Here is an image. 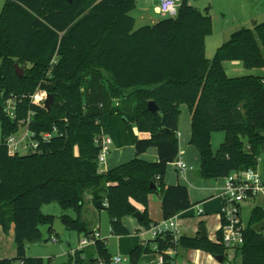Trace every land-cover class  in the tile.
Returning a JSON list of instances; mask_svg holds the SVG:
<instances>
[{
    "label": "trees",
    "instance_id": "trees-1",
    "mask_svg": "<svg viewBox=\"0 0 264 264\" xmlns=\"http://www.w3.org/2000/svg\"><path fill=\"white\" fill-rule=\"evenodd\" d=\"M135 6L136 0H5L0 13V226L8 235L14 225L16 255L0 258V264H52L27 254L30 242L42 240V225L48 226L50 238L59 239L53 229L56 216L42 211L45 203L72 209L76 217L61 216L66 229L89 238L94 231L82 220L87 195L106 203L117 236L129 234L123 220L139 210L138 204L144 207L141 225L150 227L152 193L161 197L163 219L196 205L186 185L165 182L169 164L180 154L183 104L191 114L190 143L199 152L203 178L258 167L264 153V76L231 77L224 63L238 59L247 67L264 66V21L232 33L209 59L205 38L213 27L208 11L183 0L176 16L135 28ZM16 63L25 70L21 77ZM87 81H92L89 92L107 93L118 102L109 108L98 102L85 106ZM39 88L55 97L50 112L30 101ZM12 94L23 97L17 119L4 112V101ZM150 100L157 112L149 109ZM31 110L32 130L56 127L57 135L37 152L11 154L6 140ZM216 131L225 132V141L214 150ZM97 134L110 136L117 148L134 146L135 157L101 171ZM151 147L157 148L158 160L140 158ZM153 182L158 189L151 187ZM262 221L264 205H256L244 244L234 248L241 264H264V225L259 232L253 229ZM217 238L199 232L175 240L167 232L153 241L164 264L171 259L168 252L179 247L222 255L226 262L231 249L220 241L221 228ZM93 249H76L68 263L57 264H113L106 240L96 238ZM150 252L148 244L137 245L129 264H140Z\"/></svg>",
    "mask_w": 264,
    "mask_h": 264
},
{
    "label": "rangeland",
    "instance_id": "rangeland-1",
    "mask_svg": "<svg viewBox=\"0 0 264 264\" xmlns=\"http://www.w3.org/2000/svg\"><path fill=\"white\" fill-rule=\"evenodd\" d=\"M191 1L195 3L194 0ZM4 4H5V0H0V13L4 7ZM197 5L201 7L202 11H208L212 18V27H213L212 32L208 34L205 38V53L209 59L214 58L218 48L231 37L232 33L244 27L253 28L257 23L264 21V0H206L205 3H201V4L197 3ZM155 9H156V3L153 0H136V6L131 11L132 15L136 18L135 28H139L145 24H152V21H148L146 17L144 18L140 16V14L144 10L151 12L152 16L157 18L167 17L161 13L155 12ZM224 67L226 73L231 77L242 76V75L264 76V66L247 67L244 65L242 60H238V59L226 60L224 63ZM91 82L92 81H89L88 83L87 81L84 85L85 96L83 98L84 99L83 102L85 106L86 105L92 106V104L98 102L100 104L103 103L104 108L107 107L109 108L118 102L117 98H112L107 93L98 94L96 93V91H93L92 93L89 92L88 89L91 87ZM24 131H25V127L21 126L19 133H23ZM218 132L220 131H217V133ZM1 140H2V125L0 122V141ZM224 141L225 138L221 139L219 137V134H214V137L212 134L211 143L213 147L218 146L219 148L222 145V143H224ZM116 149L117 147L113 145L109 155L113 152V150ZM182 153L184 155V159L186 158L187 154H189V156L193 158V153H191L190 151L188 152L182 150ZM194 166L192 168H188L185 171L191 174L190 176L191 178L189 179V181L193 182V181L206 180L204 178L197 179L193 176V173L195 172ZM169 168L172 169L173 166L170 165ZM259 168L264 173V153L259 158ZM180 178L182 179L181 176ZM257 202L258 204L264 203V193L259 195ZM255 204L256 203H254L251 200H247L242 204L243 206L242 218L245 226H247L250 221L251 211ZM192 209H194V213L193 215L185 218L186 219L185 221L189 223H187L186 227L183 229L186 232H188V234L193 233L190 222L192 223H196L197 221L200 222L202 218V216L196 213L197 210L195 206ZM42 211L45 214H53V215L69 213L73 217H76V213L72 209L64 210L58 202L43 204ZM153 212L154 213L156 212L159 215L160 208L153 206ZM91 213H93V211L84 210L83 207L82 220L85 223H87V226L89 228H92V226L96 224L91 219L92 216ZM84 217L88 221H86ZM101 221H102V228L100 233L101 238L104 240L108 239V242L110 241L109 244H114L115 246V249H113V251L110 252L112 257L119 255L123 258L127 257L130 260V252L122 250V247L125 248L128 245L127 235L114 236L111 232V229L108 231V227L110 226V218L107 210H101ZM204 225L208 231V234L211 235V224L209 223V221H205ZM41 228L43 231V238L41 241L30 242L28 244V255L42 256L46 260L50 259L52 264L68 263L71 258L70 254H72L73 250H76L79 247H81L80 240L83 236H85L83 233L80 234L77 230L67 229L65 232L59 233V239L55 241L49 237L50 234L46 230L48 226L42 225ZM116 236L121 238H115ZM47 237H49V239L45 241L44 238ZM14 254H16V245L14 241V236H9L7 234L0 233V257L4 255L12 256ZM170 260H172V258ZM214 260L217 262L216 264H229V263L241 264L240 255L239 253L236 252V249L228 250L226 262L219 261L217 258H214ZM18 263L19 261L15 262V264Z\"/></svg>",
    "mask_w": 264,
    "mask_h": 264
},
{
    "label": "crops",
    "instance_id": "crops-1",
    "mask_svg": "<svg viewBox=\"0 0 264 264\" xmlns=\"http://www.w3.org/2000/svg\"><path fill=\"white\" fill-rule=\"evenodd\" d=\"M190 3H193L191 0H189ZM196 6L201 8L198 4L205 3L206 0H194ZM155 12L159 13L157 9H155ZM141 17H146L148 21H152V23H155L156 21L160 20L161 18H157L152 16L151 12L144 10L141 14ZM181 116H180V124H179V146H180V152L181 155L184 159V155L182 153V150L185 151H190L193 153V158L189 156V154L186 155V158L184 159L185 161L190 163V165L193 167L194 165V170L196 171L197 168L200 167V155L198 150L190 143L191 139V134H192V122H191V114L189 111V108L186 104L181 105ZM223 131H220L214 134H219V137L221 139L225 138V133L223 135ZM140 137H148V133H139ZM214 150L218 149V146L213 147ZM135 157V147L132 145L129 146H124L117 148L116 150H113V152L108 156L107 163L106 165L103 166L104 170H109L117 165H120L124 162H127ZM158 151L156 147H151L147 152L144 154L140 155V158L147 160V161H156L158 160ZM170 165L173 166L172 169H170ZM258 170L259 172L263 175L264 173L260 170L259 165H258ZM182 177V179L180 178ZM191 174L184 172L181 173L179 172L173 163H170L167 169V173L165 175V182L166 184H177L181 183L186 185L189 188L190 196L191 199L194 203H197L194 205L197 208H202L203 212L201 214H198L202 216L200 222L196 223H191V227L193 230V233L188 234L185 230H183L186 227V224L189 222H186L185 218L188 216L193 215L194 209L191 207L188 210H185L181 213L178 214V223H179V228H180V234H185L188 236H195L200 232L201 228V223L205 221H209L211 224V235L208 234V237L213 240L217 241V232L221 228V218H220V209L222 205V198L221 194L223 191V185L225 182L224 177L220 178H204L206 180L204 181H189ZM194 176V173H193ZM203 179V178H202ZM262 194V193H261ZM260 195V194H259ZM259 195L256 198L249 199L256 203V205H261L263 204H258L257 199ZM103 204L106 205L105 202ZM153 206L159 207L160 208V214L158 215L153 212ZM253 206V207H254ZM138 209L140 211L144 210V207L140 204L137 205ZM84 210H91L93 211L91 219L93 222L96 224L92 226V229L94 232L98 230L101 233V228H102V221H101V210H106L105 208H98L95 206V201H93L91 195H87L85 199V204H84ZM148 212L149 216L152 220L153 223L161 221L163 219L162 216V211H161V197L157 193H152L149 196V207H148ZM242 213H243V206H242ZM71 215V214H70ZM56 217L62 216V214L55 215ZM85 218V217H84ZM243 219V218H242ZM86 221H88L85 218ZM124 224L129 230V234L127 235V241L128 245L124 248L122 247V250H125L127 252H131L137 245L139 244H145L149 245L152 249V252L146 253L143 255L141 264H160V259L162 258V255H160L158 252H156V243H154V239L150 237L149 234L145 232V228L141 225L140 220L135 218L134 216H126L124 218ZM106 223V222H105ZM200 224V227H199ZM47 226V225H46ZM111 229V227H108V231ZM48 232V228L46 229ZM67 229L65 228L64 232ZM0 233H4L2 230V227L0 226ZM113 234V233H112ZM9 236H14V225L12 226L10 233L8 234ZM114 235V234H113ZM210 235V236H209ZM115 236V235H114ZM84 237V236H83ZM82 237V238H83ZM115 238H121V237H115ZM110 242V241H109ZM108 239L106 240L108 250L111 252L113 249H115L114 244H109ZM83 249H86L88 253L94 252L93 249V244L88 245L86 247H82ZM79 247L78 249H82ZM204 253V254H203ZM27 254H28V249H27ZM168 254L172 258L168 262V264H216L217 262L214 260L216 258L212 254L200 250V249H186V248H181L179 247L176 250L169 251ZM16 254L12 256H1L0 258H5V257H14Z\"/></svg>",
    "mask_w": 264,
    "mask_h": 264
},
{
    "label": "built area",
    "instance_id": "built-area-1",
    "mask_svg": "<svg viewBox=\"0 0 264 264\" xmlns=\"http://www.w3.org/2000/svg\"><path fill=\"white\" fill-rule=\"evenodd\" d=\"M156 3V9L159 13L165 16H176L183 0H153ZM56 61L53 58L51 64ZM48 94L39 89L30 95V101L38 106H43ZM23 97L18 95H9L4 101V112L10 119H17L19 115L20 104ZM35 111H30L26 119L23 120L25 131L23 133H13L7 140L8 150L11 154H24L29 152H37L40 150L42 143H47L57 135V128L54 127L51 131H44L37 133L30 128L32 116ZM20 130V129H19ZM179 135V134H178ZM95 143L100 147L98 156L99 169L104 171L103 166L106 165L109 153L113 146V140L110 136L105 134H97L95 136ZM175 168L183 173L188 168H192L182 157L181 152L178 157L172 162ZM225 182L221 194L222 205L220 209L222 238L220 241L227 249H234L240 247L245 241L246 226L242 219V204L249 200L256 198L259 194L264 193V177L259 172L258 168H248L241 171H233L228 176L224 177ZM198 214L203 212L202 208H197ZM145 232L150 235L152 239L163 236L167 232L173 233L176 240L180 235V228L178 223V214L161 221L152 223ZM96 238H101L98 230L94 232L92 237H83L80 240V245L86 247L95 243ZM53 240L56 238L53 236ZM173 251V250H171ZM75 250L72 251V254ZM163 257L160 259V264H163ZM113 264H129L127 257L119 255L113 257ZM102 264V263H101Z\"/></svg>",
    "mask_w": 264,
    "mask_h": 264
},
{
    "label": "water",
    "instance_id": "water-1",
    "mask_svg": "<svg viewBox=\"0 0 264 264\" xmlns=\"http://www.w3.org/2000/svg\"><path fill=\"white\" fill-rule=\"evenodd\" d=\"M16 67V72L18 73V75L21 77L23 76V74L25 73V70L23 68L20 67V65L18 63H16L15 65ZM55 102V97L52 93H49L46 100H45V104H44V107L47 111H51L52 109V106ZM149 109L152 111V112H157L158 111V105L156 104V102L154 100H150L149 101V105H148ZM194 177L197 178V179H201L203 178V171H202V168L199 167L196 169V171L194 172ZM152 188L154 189H158V185L153 182L152 185H151ZM95 206L98 207V208H106V205L103 204V201L101 200H97L95 201ZM133 216L139 220H142L143 219V213L142 211L138 210L136 211ZM264 225V221L260 222V223H257L255 225H253V229L257 232H259L262 227ZM66 228V225L63 223L62 219L60 217H56L55 220H54V224H53V229L57 232V233H63L64 230ZM200 233L203 237H208L207 235V229L205 227V225H201V228H200ZM216 258L219 260V261H223V256L222 255H218L216 256Z\"/></svg>",
    "mask_w": 264,
    "mask_h": 264
}]
</instances>
